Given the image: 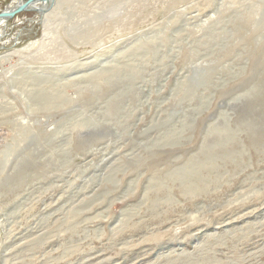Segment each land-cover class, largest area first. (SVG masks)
I'll return each instance as SVG.
<instances>
[{
  "label": "rangeland",
  "instance_id": "obj_1",
  "mask_svg": "<svg viewBox=\"0 0 264 264\" xmlns=\"http://www.w3.org/2000/svg\"><path fill=\"white\" fill-rule=\"evenodd\" d=\"M56 1L0 25V264H264V0Z\"/></svg>",
  "mask_w": 264,
  "mask_h": 264
},
{
  "label": "bare ground",
  "instance_id": "obj_2",
  "mask_svg": "<svg viewBox=\"0 0 264 264\" xmlns=\"http://www.w3.org/2000/svg\"><path fill=\"white\" fill-rule=\"evenodd\" d=\"M25 0H14L10 7L7 8L8 11H10L12 8H14L15 6H17L18 4H21L22 2H24ZM57 1L56 0H41L39 2H33L29 8H38V11H44L48 8H51L54 4H56ZM55 6V5H54ZM53 6V8H54ZM53 8L50 9V11H48L45 15L44 18L53 10ZM6 10V9H5ZM43 18V19H44ZM6 19L5 18H0V25H4ZM4 27V26H3ZM21 35V34H20ZM16 37V36H15ZM9 41V40H8ZM7 41V42H8ZM14 42V41H13ZM16 42V41H15ZM3 47V46H2ZM9 49L11 50V48L9 47ZM2 52V51H1ZM5 52V51H4ZM2 59V57L0 56V60ZM3 65V64H2ZM3 71V70H2Z\"/></svg>",
  "mask_w": 264,
  "mask_h": 264
},
{
  "label": "water",
  "instance_id": "obj_3",
  "mask_svg": "<svg viewBox=\"0 0 264 264\" xmlns=\"http://www.w3.org/2000/svg\"><path fill=\"white\" fill-rule=\"evenodd\" d=\"M41 0H25L24 2H22L21 4H18L17 6H15L14 8H12L10 11L3 10L0 12V18H5L6 20L15 16L17 13L22 12L24 10H28V9H35L38 11V8H29V6L33 3V2H39ZM44 11H38L40 13L45 12Z\"/></svg>",
  "mask_w": 264,
  "mask_h": 264
}]
</instances>
